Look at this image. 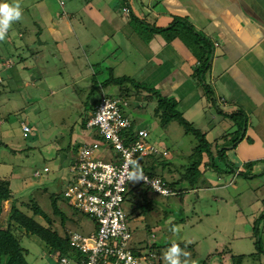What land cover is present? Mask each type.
Instances as JSON below:
<instances>
[{"label":"crops","instance_id":"1","mask_svg":"<svg viewBox=\"0 0 264 264\" xmlns=\"http://www.w3.org/2000/svg\"><path fill=\"white\" fill-rule=\"evenodd\" d=\"M47 1L29 3L35 8L33 15L41 18L43 27L34 20L36 17L32 18L26 5L21 9L39 28L38 34L43 33V28L48 29L51 40L56 45L61 43L60 50L52 51L60 55L64 70L70 73V87L84 81L87 73L99 78L102 87L108 74L116 78L129 77L133 79L131 83L136 82V88H143L142 84L153 86L162 96L172 98L190 121L206 122L203 133L210 146L202 155V181L189 192L199 197V191H216L213 200L221 210L220 201L227 203L235 197L238 202L233 205L240 219L242 214L249 217V223L257 231L255 237L264 241V0H56V10ZM84 17H88L87 23ZM56 18L67 22V28L56 24ZM175 20L185 22L187 28L182 29V36L167 39L166 33L157 29L169 27ZM68 28L78 32V36L71 35L75 43H71ZM80 35L88 36L92 45L82 41ZM17 37L20 41L11 42L10 52L22 51L26 58L18 60L17 65L11 63L10 72L1 70L9 80H14L15 76L20 80V71L29 66L38 69L40 64L30 44L45 50L49 43L44 38L25 41L21 32ZM76 49L84 53L90 51L95 58L88 68L82 64ZM201 49L207 52V69L203 74H199L198 69ZM45 60H41L43 74V67L50 63ZM143 89L149 96V90ZM141 101L144 104L146 99ZM206 111H210V118L204 114ZM95 137L93 132L91 136L80 132L73 135L72 140L80 143ZM173 144L171 148L163 146L162 150L167 151L165 156L171 154ZM221 150L225 159L217 154ZM73 156L65 155L64 168H61L68 180ZM251 162L254 164L247 166ZM172 163V167L166 168L171 175L172 172L178 175L172 170L183 166ZM173 177L170 181L175 180ZM255 241L256 238L253 243ZM221 254L217 249L208 251L205 260L208 264L226 263Z\"/></svg>","mask_w":264,"mask_h":264},{"label":"rangeland","instance_id":"2","mask_svg":"<svg viewBox=\"0 0 264 264\" xmlns=\"http://www.w3.org/2000/svg\"><path fill=\"white\" fill-rule=\"evenodd\" d=\"M2 2L9 4L18 2L20 7L26 5L32 18L36 17L34 20L41 26L43 25L41 18H38L36 14L33 15L36 12L35 8L29 4L31 0H0V3ZM47 4H52L56 10V0H49ZM25 16L26 14L23 12L22 19L13 22L5 40L0 41V54L6 53L5 49L8 52L12 50V41H20V38L17 37L18 32H21L22 39L25 41L31 39L32 42L37 38H44L49 43L45 50L39 49L37 45L30 44L31 47L29 46L33 55L36 56L37 63L40 64L38 69L29 66V69L22 70L23 66L19 64L18 67L22 70L20 71V80L17 76L14 80L11 78L5 80L4 74H0V79L4 80L0 83V139L7 145L0 144V178L10 180L13 193L12 198L3 202L0 227L7 225L12 204L31 215L32 210L24 205H30L31 200H34L51 219L52 228L57 227L60 234L67 231L88 236L96 231L97 223L89 214L75 210L69 203L70 200L64 197V189L69 180L61 168L65 161V155L68 157L70 154L72 157L79 148L80 143L72 140L73 135L81 132L83 135L91 136L93 130L85 127V121L92 113L90 109L98 102L102 92L116 97L120 96L121 88L129 89V95L125 96L127 102L125 108L133 121L134 128H146L149 132L148 140L154 142L160 149L164 145L171 148L174 143L171 154L165 158L167 161L173 162L175 166L183 167L172 170L178 172V175L172 172L173 178L177 179L181 172L185 171L184 168L189 167L196 160L191 153L192 148L198 144V140L191 131L189 134H184L183 127L175 120L162 128L159 119L154 115L156 101L141 103L144 98L139 97L138 93L140 96H144L146 91L143 88H136L134 83L124 81L115 84L113 76L108 74L106 83L102 82L104 85L102 87L99 86L101 84L99 78L87 73L83 76L84 81L71 88L70 73L64 70L60 55L52 51L53 49L60 50L61 43L56 45L51 40L48 29L43 28V33L38 34L37 29L39 30V28L34 25L35 23H32L33 20L31 21ZM80 19L81 17L78 16V20ZM83 19L87 23L88 17ZM55 20L56 24L64 25V28L65 26L67 28V22L60 18ZM68 30L71 31V34L67 32L70 34L69 38H72L71 43H75L76 40L71 35L75 33L78 36V32L70 28ZM35 33L37 36H34ZM69 38L66 42L69 41ZM79 38L92 45L88 36L80 35ZM75 51L81 56V62L83 65L86 64L87 68L93 63L95 58L90 51L86 53L80 49ZM72 54L75 55V52L73 51ZM13 56L16 59L15 55ZM43 59L50 61L47 65L49 68L43 67L44 74L41 68ZM3 64L6 67L12 65L10 59H5ZM65 83L68 84L67 87ZM151 87L156 91L155 87ZM204 102L206 101L204 100ZM204 114H207L209 118L211 116L210 111H206ZM181 115L190 122L189 124L194 129L206 132V122H192L184 116L182 111ZM23 124L30 128L27 135L22 130ZM206 136L210 140V137ZM156 164L154 171L161 174L163 180L170 181L172 175L168 168ZM203 164L204 162L201 160L197 167L198 171H202ZM44 165L49 166L50 169L43 171ZM168 166L172 167L170 164ZM36 170L41 174L35 175ZM137 183L138 181L130 180L128 189L137 191L135 188ZM194 193L187 192L182 200L175 195L162 197L155 194L153 196L155 209L150 213L141 214L137 211L136 215L133 213L127 215V226L131 234L128 246L133 249H142L145 253L148 246L156 256L154 259L143 260L142 264H154V262L155 264H165L163 253L171 246L170 243H177L189 254L188 263L201 264V260L206 258V252L217 249L222 252L221 259L223 258L222 260L226 262L223 264H232V255L243 254L247 256L243 259L242 264H264V241L261 243L262 251L259 253L257 245L253 243L255 238L257 240L255 237L257 231L249 223V217H244L242 214V219H240L237 207L233 205L237 201L235 197H231V201L227 203L220 201L219 205L223 208L221 210L218 208V203L213 200L216 195H212L217 194L216 191L206 193L199 191V197ZM51 195L58 198L59 214L53 212ZM123 208L124 210L129 209V204L123 202ZM62 218L64 219L63 223H61ZM34 219L47 225L46 220L41 216L36 215ZM20 239L22 246L27 249L26 260L29 264H60L59 252L50 250L47 244L37 236L24 235Z\"/></svg>","mask_w":264,"mask_h":264},{"label":"built area","instance_id":"3","mask_svg":"<svg viewBox=\"0 0 264 264\" xmlns=\"http://www.w3.org/2000/svg\"><path fill=\"white\" fill-rule=\"evenodd\" d=\"M125 105L123 96L102 92L86 119V128L92 129L96 137L80 142L69 165V182L63 194L75 210L92 216L97 228L88 236L71 232V250L59 255L60 264H142L153 255L138 254L128 246L131 234L123 208L124 193L137 157L167 155V151L148 140L146 128H134ZM22 130L30 128L23 124ZM43 171L48 167L44 166ZM139 171L143 177L139 181L154 193L162 197L175 194L162 178Z\"/></svg>","mask_w":264,"mask_h":264},{"label":"trees","instance_id":"4","mask_svg":"<svg viewBox=\"0 0 264 264\" xmlns=\"http://www.w3.org/2000/svg\"><path fill=\"white\" fill-rule=\"evenodd\" d=\"M183 24L185 27L183 26ZM188 26L190 27V25ZM185 28H187L185 22L183 21L181 22V20H175V23H172L169 27L166 28L163 27L157 30L158 31L160 30L161 32H165L167 39H171L178 35L182 36L181 34L183 33L181 31H183L182 29ZM191 32L193 31L191 30ZM199 36L201 37L200 33ZM193 42L198 43L196 41ZM5 51L7 52L0 54V69L3 71H9V67L4 66L3 64V61L5 59H10L12 64L17 65L18 60L24 61L26 58L22 55L23 54L22 51L19 52L18 50H15L12 52L10 51L8 52L7 49H5ZM206 54H207L206 50L201 49L199 54V59L201 61L200 63L201 66L198 68L199 74H203L207 69V65H206L207 57H205ZM13 55H15L16 59H14ZM3 78H5V80H8V76H5ZM3 78L0 79V83L4 81ZM112 79H113V83L115 84H120L124 81L133 82V79L129 77H121V78L112 77ZM200 80L202 82L201 78ZM5 82L7 83L8 81ZM104 83H106V81H104ZM134 83L136 82L134 81ZM141 86H143V88H147L150 93L149 96L145 95L143 96V98L146 99V101L148 102H151L152 100L156 101V106L154 108V115L159 119V123L162 128H165L171 121L175 120L179 125L183 127L184 134H189L191 131L193 132L192 135L196 137L198 140V144L192 148V153H191L192 157L196 158V160H194L189 167L184 168L185 171H182L177 179L172 181L164 180L166 184L169 187H171L175 192V194L173 195L179 196L180 199L182 200L183 196L187 192H189L191 189L198 187V185L201 184L202 174L201 171L197 170V167L199 162L202 160L203 153L206 150L207 152L209 151L208 148L210 146V143L207 141L205 137V133L194 129L192 125L189 124L190 122H188V120H186L181 115V112L178 110L177 103L172 98H167L165 96H162L161 94H159V92H156L151 87H148V85L146 86L145 84L144 85L142 84ZM205 86H207L205 87L207 89L208 85ZM128 90L129 89L127 88L121 89L120 96H123L124 98L125 96H128L129 95ZM209 90L207 91L209 92ZM29 131L24 133L27 135ZM235 139L236 138H233V142L236 141ZM0 144L7 146L2 142V139H0ZM217 154L221 156L223 159H225L224 157L225 153L223 150L217 151ZM165 157L167 156H165L163 153L153 154L150 155L149 157H144V158L137 157L135 168L136 166H138L139 170L144 171L150 176H159L163 178V176L161 174L156 173L154 169L155 166L157 165L156 163L161 165L163 168H166L168 167L169 164H171V162L167 161ZM145 160L147 161L144 163ZM253 164L254 162H251L248 163L247 166H252ZM135 188L137 189V191L127 188V190L124 193L123 202H127L129 204V209L125 210L126 218L127 215H130L131 213H133L134 215L138 214L137 211H139V213L141 214H147L150 213L153 209H155L153 196L156 193H154L150 187L146 186L141 181H138ZM12 197H13V193L11 189L10 180L8 178H0V215L3 210V202ZM57 200H58L57 196L51 195V204H52L53 212L55 214L60 213V210L57 207ZM24 206L32 210L31 215H28L27 213L24 212V210H21L19 207L12 204L7 218V225L5 227H0V264H29L26 260L27 249L23 247L20 242L21 241L20 237L24 235L27 236L35 235L38 238H40L43 242H45L50 250L58 251L59 255L67 254V252L71 250V245H70L71 232L65 231L64 234H60L57 227L52 228L53 224L51 219L34 200H31L30 205L25 204ZM36 215L44 218L46 220L47 225H44L38 222L36 219H34ZM63 221L64 219L62 218L61 223H63ZM255 243L257 245L258 252L260 253L262 251V247H261L262 242L260 239H258L255 241ZM172 244L173 243H170V245ZM147 248L148 250L146 253L139 248L134 250L138 254L152 253L153 255L151 257H148V259H154L156 257L155 253L152 252V249L150 247L147 246ZM246 256H247L246 254L238 255V256L233 255L232 264H242V261ZM185 259H186L185 257H181L182 264ZM201 261H202L200 262L201 264H208L207 260L205 259H202ZM188 264H197V263L191 262ZM253 264H257V263H253Z\"/></svg>","mask_w":264,"mask_h":264},{"label":"clouds","instance_id":"5","mask_svg":"<svg viewBox=\"0 0 264 264\" xmlns=\"http://www.w3.org/2000/svg\"><path fill=\"white\" fill-rule=\"evenodd\" d=\"M23 12L18 2L9 4L7 2L0 3V41L5 40L12 23L22 19ZM129 178L133 181L141 180L142 174L139 167L136 166L135 170L129 173ZM186 259L183 264H188L187 257L189 256L178 244L173 243L166 252L163 253L165 264H182L181 257Z\"/></svg>","mask_w":264,"mask_h":264}]
</instances>
